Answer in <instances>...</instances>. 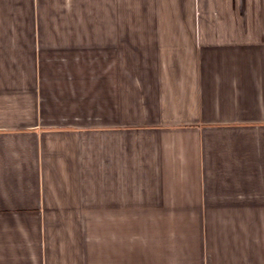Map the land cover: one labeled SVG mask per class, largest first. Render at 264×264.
Here are the masks:
<instances>
[{"label":"crops","instance_id":"crops-1","mask_svg":"<svg viewBox=\"0 0 264 264\" xmlns=\"http://www.w3.org/2000/svg\"><path fill=\"white\" fill-rule=\"evenodd\" d=\"M0 264H264V0H0Z\"/></svg>","mask_w":264,"mask_h":264}]
</instances>
